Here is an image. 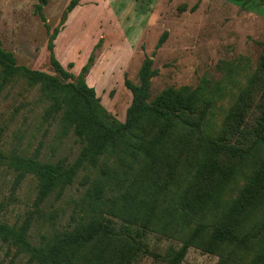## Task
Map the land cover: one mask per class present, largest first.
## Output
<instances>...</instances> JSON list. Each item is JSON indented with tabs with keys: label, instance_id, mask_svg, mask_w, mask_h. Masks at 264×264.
Segmentation results:
<instances>
[{
	"label": "trees",
	"instance_id": "16d2710c",
	"mask_svg": "<svg viewBox=\"0 0 264 264\" xmlns=\"http://www.w3.org/2000/svg\"><path fill=\"white\" fill-rule=\"evenodd\" d=\"M231 1L264 6V0ZM38 2L50 67L17 64L0 38V90L20 81L37 88L47 104L43 121L56 123L60 138L73 135L80 149L72 163L42 161L37 148L29 156L0 152V164L17 184L27 176L36 180L35 207L53 193L61 196L82 170L96 177L84 213L68 228L33 244L31 216L14 225L0 220V243L31 264H131L144 255L181 264L190 247L217 256L216 264H264V41L257 43L254 66L242 55L220 60L196 86L167 87L153 98L155 52L145 56L137 84L124 76L131 102L120 122L86 83L94 57L75 75L73 63L63 67L54 54V41L80 0L69 1L52 30L42 13L47 0ZM112 190L118 192L104 200ZM107 217L122 227L116 230ZM147 231L181 247L156 255L145 242Z\"/></svg>",
	"mask_w": 264,
	"mask_h": 264
},
{
	"label": "rangeland",
	"instance_id": "374dc122",
	"mask_svg": "<svg viewBox=\"0 0 264 264\" xmlns=\"http://www.w3.org/2000/svg\"><path fill=\"white\" fill-rule=\"evenodd\" d=\"M69 1L47 0L41 5L50 30L58 25ZM102 1L83 0L82 9L70 17L58 35L57 59L67 61L64 65L69 61L75 63L77 67L72 71L76 74L89 56L107 67L104 78L95 77L89 85L96 90L101 105L120 122L131 100L121 81L124 74L130 81H137L140 60L145 56L152 57L155 52L152 59L158 73L151 81L153 98L167 87L196 86L203 75L214 73L220 60L242 55L254 66L260 50L257 43L264 41V21H260L264 19V7L254 4L240 8L231 0H199L198 9L185 17L182 0H109L104 9ZM37 4L38 0H0V38L3 48L15 55L17 64L48 71L47 30L35 14ZM105 9L120 11L123 19L110 22ZM130 13L134 14L130 16ZM196 20L197 24L193 23ZM146 24L142 37L137 36ZM163 33L165 40L155 49ZM46 106L40 100L39 90L30 89L23 81L0 90L1 153L29 156L39 148L42 161L55 162L65 157L71 163L75 160L80 144L73 135L60 138L56 123L43 121ZM15 177L6 164H0V220L14 225L31 216L29 239L38 244L42 235L68 228L72 217L84 213L86 193L96 174L87 169L80 171L61 196L53 193L39 207L34 205L36 180L27 176L17 184ZM117 192L106 191L104 200L112 199ZM107 219L116 230L122 227L119 220ZM144 237L149 251L156 255H163L169 247H181L178 240L152 231H147ZM217 261V256L190 247L181 264H216ZM0 264L31 263L26 256L0 243ZM131 264L161 263L153 256L144 255Z\"/></svg>",
	"mask_w": 264,
	"mask_h": 264
},
{
	"label": "crops",
	"instance_id": "0c3cea01",
	"mask_svg": "<svg viewBox=\"0 0 264 264\" xmlns=\"http://www.w3.org/2000/svg\"><path fill=\"white\" fill-rule=\"evenodd\" d=\"M108 1L109 0H103L102 1V4H101V6H102V8L104 9L105 7L104 6H106V4H109L108 3ZM198 1V2H197ZM206 1H208V0H206ZM83 2V0L81 1V2H79V4H78V6H76L69 14H68V16H69V18L67 17V19L68 20H66V22H65V24L64 25H67V23L69 22V19H70V17L71 16H74V14L78 11V10H80V9H82V7L84 6V4L82 3ZM183 4L181 5L182 7V11H183V16H189V15H191V14H189L191 11L194 13V11L195 10H197L198 9V7H199V0H182L181 1ZM258 6V5H257ZM259 7H264V6H259ZM116 11V12H115ZM115 11H113V10H110L109 12L108 11H106V9L104 10V12L108 15V17L110 18L109 19V21L110 22H118V21H120V19L122 20L123 18L122 17H120V15H121V13H120V11H118V10H115ZM118 12V13H117ZM187 13V14H186ZM134 13H130V16L131 15H133ZM193 15V14H192ZM152 17V15H150V18ZM263 18H260V21L262 22V21H264V19L262 20ZM125 20V19H124ZM127 21V20H126ZM193 23H196L197 24V20L196 21H193ZM147 24L146 25H144V29H142L139 33L140 34H137V36H140V37H142V35L144 34L143 32L146 30V28H147ZM195 26V25H194ZM194 26H192L191 27V29H194ZM63 34V33H62ZM59 35V34H58ZM61 35V34H60ZM59 35V36H60ZM59 36L56 38V40L54 41V54H55V56H56V58L58 57V49H57V40H58V38H59ZM68 58V56L65 58V59H67ZM140 59V58H139ZM58 60V59H57ZM144 60V59H143ZM143 60H140L141 61V64H142V62H143ZM67 61H63V62H59L63 67H66V65H64L65 63H66ZM69 63H70V61H69ZM141 64H140V66H141ZM73 68H72V70L73 69H75L77 66H76V64L75 63H73ZM153 66L155 67V65H154V60H153ZM75 67V68H74ZM106 69H107V67H104L103 66V64H101L100 63V61H95L94 62V64H93V66L91 67V69H90V71H89V73H88V75L86 76V83H87V85L90 87V85L89 84H91L93 81H94V79H95V77H99V76H101L102 75V77L104 78V73L106 72ZM139 69H140V67H139ZM155 69H157L156 67H155ZM75 75H77L74 71H72ZM138 72H139V70H138ZM124 76H125V74H124ZM127 76V75H126ZM129 79V78H128ZM123 80L124 79H122V86H123ZM134 84H137L138 83V73H137V81L136 82H133ZM93 88V87H92ZM123 88V90H125L126 91V89L124 88V86L122 87ZM95 90V89H94ZM95 92H96V90H95ZM151 94V93H150ZM130 99H131V95H130ZM130 102H131V100H130ZM130 104V103H129ZM129 106V105H128ZM122 122V121H121Z\"/></svg>",
	"mask_w": 264,
	"mask_h": 264
}]
</instances>
